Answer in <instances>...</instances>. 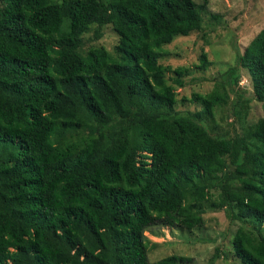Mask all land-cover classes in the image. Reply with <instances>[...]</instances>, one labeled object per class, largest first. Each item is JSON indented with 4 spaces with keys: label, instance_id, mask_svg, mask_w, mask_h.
I'll return each mask as SVG.
<instances>
[{
    "label": "trees",
    "instance_id": "1",
    "mask_svg": "<svg viewBox=\"0 0 264 264\" xmlns=\"http://www.w3.org/2000/svg\"><path fill=\"white\" fill-rule=\"evenodd\" d=\"M203 6L0 0V264L183 262L150 261L144 231L191 229L203 204L239 221L229 242L240 264H264V119L244 125L249 98L233 88L242 67L264 103V26L212 89L178 98L197 109L175 108L189 70L158 61L174 36L201 29ZM104 26L116 54L82 50V34L99 39ZM209 64L200 51L194 68ZM228 92L232 134L214 131Z\"/></svg>",
    "mask_w": 264,
    "mask_h": 264
},
{
    "label": "rangeland",
    "instance_id": "2",
    "mask_svg": "<svg viewBox=\"0 0 264 264\" xmlns=\"http://www.w3.org/2000/svg\"><path fill=\"white\" fill-rule=\"evenodd\" d=\"M196 4L204 3L201 12V29L186 35L174 36L168 44L162 45L163 56L158 61L171 67H186L189 71L182 76L184 85L175 86L176 109H197L195 102L182 101L181 96L189 97L192 92L206 93L216 84L218 74L235 63V54L242 52L252 36L264 26V0H193ZM92 27L82 34L81 49L91 46H103L114 55L117 35L109 26H104L99 39L91 38ZM200 51L206 53L210 64L205 69L194 68L198 64ZM166 78L172 76L166 72ZM169 81V79H167ZM242 98H249L244 125L264 119V103L254 100L248 73L238 68L237 82L233 87ZM235 94L228 92L225 105L216 109L214 131L229 129L232 134L240 131V124L234 116L230 102ZM195 226L191 229L151 225L144 235L150 241L147 256L155 261L162 256L174 254L187 258L176 264H209L208 260L214 248L227 251V256L220 254L210 264H240L231 253L230 236L240 224L229 220L223 209L203 204L202 211L195 214Z\"/></svg>",
    "mask_w": 264,
    "mask_h": 264
}]
</instances>
